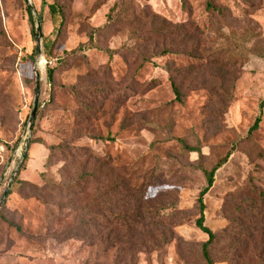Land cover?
Wrapping results in <instances>:
<instances>
[{
    "label": "rangeland",
    "instance_id": "obj_1",
    "mask_svg": "<svg viewBox=\"0 0 264 264\" xmlns=\"http://www.w3.org/2000/svg\"><path fill=\"white\" fill-rule=\"evenodd\" d=\"M115 1L98 5L96 0H0V172L7 170L8 180L20 160L17 145L28 130L37 74L40 78L38 109L29 132V140L40 142L29 145L19 179L26 182L14 179L0 208V264H204L201 246L208 235L198 228L196 219L197 199L207 182L203 171L191 165L199 154L186 152L180 139L202 149L206 169L232 152L204 196L205 225L213 232L229 225L224 208L227 196L251 194L252 187L264 191V106L260 109L264 56L249 55L236 81L234 99L219 118L220 130L214 133L207 120L217 116L211 115L208 91L187 89L180 103L166 71L171 61L184 67L193 60L171 54L155 56L145 64L136 61L134 66V57L125 51L134 45L128 28L115 35L96 36L104 50L85 47L92 28L107 23ZM136 1L174 23L193 20L205 32L209 48L223 44L235 49L243 40V31L233 20L221 21L217 28L225 35H216L207 0H187L190 18L181 0ZM215 1L243 25L248 20L257 23L264 45V0ZM54 3L63 10V22L52 16L50 5ZM30 5L34 7V30L42 35L40 44L32 30ZM256 6L260 7L254 10ZM106 48L118 51L110 58ZM51 68L53 82L48 75ZM152 80H156L154 87L145 90ZM258 115L259 129L249 138ZM151 122L153 127H149ZM106 157L124 169L133 184L154 182L148 196L158 195L157 220L152 221L147 237H157L156 249L147 242L135 254L124 255L123 246L115 242L114 222L109 226L112 246L104 240L80 237L85 235L83 222L87 229L92 226L84 214L89 211V196H79L80 209L73 211L56 184L77 181L87 166L92 169L97 159ZM174 206L186 216L185 223L176 227ZM162 234L167 239L174 235V239L163 242ZM255 242L243 258L264 264V244L259 238ZM219 254L225 256L223 249L214 253L217 260Z\"/></svg>",
    "mask_w": 264,
    "mask_h": 264
},
{
    "label": "trees",
    "instance_id": "obj_2",
    "mask_svg": "<svg viewBox=\"0 0 264 264\" xmlns=\"http://www.w3.org/2000/svg\"><path fill=\"white\" fill-rule=\"evenodd\" d=\"M96 1L98 5H102L107 0ZM181 2L190 18L191 7L188 1L181 0ZM259 7L256 6L254 10ZM206 9L215 20L212 26L216 29V35L223 37L225 35L221 29L217 28L221 21L233 20L241 28L243 40L236 45L235 49L223 44L209 48L206 44L205 32L193 20L179 24L174 23L153 12L149 5H141L136 0H116L110 8L107 23L102 27L92 28L85 47L104 50L96 43V36L115 35L128 28L131 30V39L134 40V45L127 47L125 51L129 58L134 57L131 62L134 66L136 61H142V64H145L152 62L155 56L163 57L171 54H179L193 60L194 63L184 67H177L172 61L166 65L175 100L184 103L187 89H206L210 95V108L213 111H211V115L215 113L217 116L216 118L209 116L208 127L216 133L220 130L219 118H223L234 99L235 84L244 72V64L250 54L257 53L264 56V45L262 32L254 21L248 20L247 25H243L241 20L233 17L227 7L217 4L215 0H207ZM28 10L32 30L37 39L38 33L33 26L35 24L33 11L30 7ZM50 10L54 19L60 18L61 22L64 21L63 10L59 4H51ZM247 43H252L251 47H247ZM105 51L112 58L118 50L106 48ZM54 72L52 68L48 70L51 82H53ZM132 81L135 82V77H132ZM155 82L156 80L148 82L145 85V90L152 89ZM263 106L264 100L260 103V109ZM260 122L261 117L258 115L248 131L249 138L259 129ZM149 127H153L152 122ZM39 142L31 141L30 145ZM180 143L186 152L193 151L199 154V160L191 165L194 169L203 171L207 182L197 199L198 217L196 219L198 228L208 235L207 241L201 246L204 264H216L221 260L229 264H261L244 259L243 256L249 253L251 247L256 243V238L261 239V243L264 244V191L258 192L252 187L251 194L241 193L227 196L224 208L227 212L229 225L221 232H213L205 225L206 203L204 196L214 184L216 171L227 163L232 152L229 151L211 169H206L201 162L202 149L199 146H191L186 139H180ZM48 149L52 154L53 146ZM14 151L15 147L13 146L11 152ZM28 153L29 149L16 174L15 182H26L19 179L20 172L27 164ZM97 160H99L98 165L92 169H88L87 166L77 181H62L60 184H56V189L67 199L66 205L68 204L73 211L80 209L78 207L79 196L85 194L89 196V211L83 213L90 219L92 226L87 229V222H83L86 230L82 231L85 235L80 234V237L104 240L108 247L112 246L114 242L111 239L109 226L114 222L117 226L114 229L116 232L115 242L121 247L123 246L124 255L135 254V251L143 248L147 242L154 243L152 247L156 249L157 237L154 240L147 237L152 221L157 220V204L155 203L158 195L148 196V190L154 186V182L151 180L140 185L133 184L126 171L114 166L109 157ZM173 210L172 218L176 221L174 227L184 224L186 221L184 211L177 206H174ZM160 220L163 222L164 216ZM16 228L21 230L19 226ZM163 230L165 229L162 228V233ZM165 235L162 234L163 242L168 243L174 239V235L169 236L170 239H167ZM146 237L147 239H145ZM241 240L246 241L245 245L241 243ZM221 245L226 247L220 248ZM222 249L225 256L221 257L219 254L218 259L220 260H217L214 253L218 255ZM262 250L261 254H264V246Z\"/></svg>",
    "mask_w": 264,
    "mask_h": 264
},
{
    "label": "water",
    "instance_id": "obj_3",
    "mask_svg": "<svg viewBox=\"0 0 264 264\" xmlns=\"http://www.w3.org/2000/svg\"><path fill=\"white\" fill-rule=\"evenodd\" d=\"M27 1L31 2V0H27ZM30 8L32 9V11H34V7L32 5H30ZM41 38H42V35H41V32H39L38 33V42H39V44L41 43ZM39 56H41L40 48H39ZM39 97H40V78H39V76L37 74L36 94H35V100H34L32 112H31L30 119H29L30 122H29V125H28V130L25 132L24 136H22L21 140L19 141V143L17 145V151L21 154L20 160H19V163L17 165V169H16L15 173L13 174V176H12L8 186H7V188L5 189L4 193L0 197V208H1L2 204L4 203L6 197H7L8 193H9L11 183L15 179L16 174L19 171L20 165L22 164V162L24 160L25 154L27 153V151L29 149V145H30V142H31V140H29V132H30V128H31L32 124L35 121V116H36L37 109H38Z\"/></svg>",
    "mask_w": 264,
    "mask_h": 264
},
{
    "label": "bare ground",
    "instance_id": "obj_4",
    "mask_svg": "<svg viewBox=\"0 0 264 264\" xmlns=\"http://www.w3.org/2000/svg\"><path fill=\"white\" fill-rule=\"evenodd\" d=\"M8 171L6 170L4 175H3V178H2V181H1V185H0V195L3 191V189L6 187L7 184H9L10 180H8L9 178V175H8ZM12 178V177H11ZM8 186V185H7Z\"/></svg>",
    "mask_w": 264,
    "mask_h": 264
},
{
    "label": "built area",
    "instance_id": "obj_5",
    "mask_svg": "<svg viewBox=\"0 0 264 264\" xmlns=\"http://www.w3.org/2000/svg\"><path fill=\"white\" fill-rule=\"evenodd\" d=\"M18 152V151H17ZM19 153V152H18ZM20 156H21V154H20ZM5 173V172H4ZM4 173H1L0 172V185H1V181H2V178H3V175H4ZM1 197V196H0Z\"/></svg>",
    "mask_w": 264,
    "mask_h": 264
}]
</instances>
